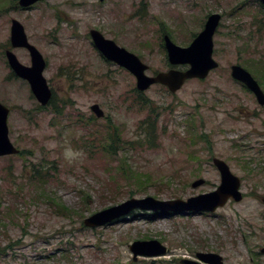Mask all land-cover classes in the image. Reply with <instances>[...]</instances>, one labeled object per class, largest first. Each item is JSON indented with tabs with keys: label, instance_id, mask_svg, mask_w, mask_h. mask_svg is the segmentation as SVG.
Instances as JSON below:
<instances>
[{
	"label": "rangeland",
	"instance_id": "374dc122",
	"mask_svg": "<svg viewBox=\"0 0 264 264\" xmlns=\"http://www.w3.org/2000/svg\"><path fill=\"white\" fill-rule=\"evenodd\" d=\"M213 12L222 14L213 53L220 65L176 93L154 84L139 95L134 75L105 59L90 36L99 29L154 74L173 67L164 34L187 46ZM14 18L47 62L44 76L54 96L47 106L8 64L10 49L31 65L29 50L11 44ZM261 59L260 0H41L29 8L0 0V101L11 109L9 134L20 149L0 157V264H183L208 251L226 264H264L257 254L264 246V106L231 75L238 63L261 82L255 73ZM94 103L105 116L92 112ZM143 120L157 122L152 146L132 143L146 135ZM194 131L203 138L194 140ZM111 141L116 154L101 148ZM214 156L241 177L242 201L213 213L136 210L111 224L84 225L85 217L131 197L186 199L216 189L221 176ZM122 164L150 180L139 185L126 178ZM34 168L47 173L44 188L31 182ZM199 178L206 182L193 187ZM50 196L72 213L63 215ZM11 208L18 210L14 218L7 214ZM149 239L169 252L134 260L130 244Z\"/></svg>",
	"mask_w": 264,
	"mask_h": 264
},
{
	"label": "water",
	"instance_id": "95a60500",
	"mask_svg": "<svg viewBox=\"0 0 264 264\" xmlns=\"http://www.w3.org/2000/svg\"><path fill=\"white\" fill-rule=\"evenodd\" d=\"M41 0H19L22 7L29 8ZM102 1V0H101ZM264 6V0H260ZM222 15L213 12L208 15L204 28L187 46L175 43L169 34L164 35L168 60L173 66L168 70H162L154 74H148L149 65L137 54L119 45L115 40L106 37L97 28L90 30V35L95 47L105 59L127 69L136 78V88L145 92L154 84L166 86L172 93H176L189 79H205L209 73L219 66L214 58V35L221 22ZM11 44L13 47H22L29 50L31 65L23 64L12 50L6 51L10 67L17 76L26 79L31 90L43 106H47L53 92L44 76L47 62L42 52L28 38L23 23L14 18L11 26ZM178 65H188L187 69H180ZM232 76L243 82L254 92L258 102L264 105V89L253 74L240 64H234L231 70ZM92 112L97 117L105 116L104 109L98 103L91 106ZM10 107L0 101V157L20 153V149L13 143L9 134L8 118ZM215 166L221 175V182L212 191L184 198L159 199L148 195L144 197H131L118 204L94 212L84 218L83 223L88 227H99L111 224L133 211H152L157 213H191L214 212L219 207L225 206L230 199L241 201L244 198L241 190V178L231 171L228 163L218 157L213 159ZM205 183L204 178H199L192 183L198 187ZM264 202V197L262 198ZM134 254V260L139 256H162L169 252L168 247L158 239L135 240L130 244ZM264 252V248L262 250ZM198 259L183 258V264H224L223 256L214 251L198 252Z\"/></svg>",
	"mask_w": 264,
	"mask_h": 264
},
{
	"label": "trees",
	"instance_id": "16d2710c",
	"mask_svg": "<svg viewBox=\"0 0 264 264\" xmlns=\"http://www.w3.org/2000/svg\"><path fill=\"white\" fill-rule=\"evenodd\" d=\"M260 64L262 65V67H260ZM258 66H259V69H255L256 70V74L258 76V78L261 80V82L264 81V59H261L258 61ZM253 72V71H252ZM260 82V81H259ZM260 82V84H261ZM143 93L141 91H139V95H142ZM54 102V96L52 97L50 103H53ZM156 120H150V121H147V120H143L142 121V124L146 125L145 126V132H146V135L143 137V138H140L139 140H136L132 143H138L139 146H152V144H156V140H157V136H156V130H157V124H156ZM195 129V128H194ZM193 138L195 140V138H198V137H202L203 138V134H200L197 132V131H194L193 132ZM120 139V136L119 134H116V136L113 137V139ZM113 143L114 141H111L110 144L108 145H103L101 148L104 151H106L107 153H110V154H116L117 150H115V148H113ZM120 171H123L122 173H124V176L130 180L134 179V181L140 185L143 183L146 184L147 181L150 180L149 178V175H146L145 174H141V173H138V172H135L134 169L132 168V166H130L129 164H122L119 168ZM137 177V178H136ZM145 177V178H143ZM31 182L33 181H38V188H44L43 186H45V184L49 181L48 180V175L45 171L41 170V169H38V168H34L33 169V172H32V175H31ZM42 196V193L37 195L36 198L40 199V197ZM50 200L55 204L57 205L59 211L63 214V215H70V213H72V210L67 208L62 202H57L55 198H52L50 196ZM59 201V200H58ZM18 213V210L16 209L15 211L11 208L9 210H7V214L8 216H11V218H14V216H16V214ZM65 252L64 253H67L69 252L68 249L64 250ZM5 252V248L3 247H0V255H2L3 253ZM65 256H67V254H65ZM68 257V256H67Z\"/></svg>",
	"mask_w": 264,
	"mask_h": 264
},
{
	"label": "flooded vegetation",
	"instance_id": "af4514ba",
	"mask_svg": "<svg viewBox=\"0 0 264 264\" xmlns=\"http://www.w3.org/2000/svg\"><path fill=\"white\" fill-rule=\"evenodd\" d=\"M222 15V14H221ZM222 20V19H221ZM217 31V30H216ZM167 34V33H166ZM165 35V34H164ZM91 36V35H90ZM170 36V35H169ZM197 36V35H196ZM195 36V37H196ZM171 37V36H170ZM163 39H164V36H163ZM173 40V39H172ZM164 47H165V41H164ZM20 48H22V47H20ZM166 48V47H165ZM8 50V49H7ZM7 50H5V55H6V51ZM166 51H167V49H166ZM31 56V55H30ZM167 56H168V54H167ZM6 57H7V55H6ZM105 58V57H104ZM8 61V60H7ZM218 61V60H217ZM8 64H9V62H8ZM236 64H238V63H236ZM220 65V64H219ZM234 65V64H233ZM232 65V66H233ZM241 65V64H240ZM10 66V65H9ZM232 66H231V70H232ZM219 67V66H218ZM217 67V68H218ZM244 67V66H243ZM247 69V68H246ZM215 70V69H214ZM213 71V70H212ZM14 72V71H13ZM211 73V72H210ZM209 73V74H210ZM14 74L16 75V73L14 72ZM232 75V74H231ZM17 76V75H16ZM254 76V75H253ZM19 77V76H18ZM233 77V76H232ZM255 77V76H254ZM21 78V77H20ZM234 78V77H233ZM23 79V78H22ZM235 79V78H234ZM24 80H26V79H24ZM236 81H238V82H240L241 84H243L254 96H255V94H254V92L253 91H251L243 82H241V81H239V80H237V79H235ZM27 81V80H26ZM28 82V81H27ZM259 82V81H258ZM29 83V82H28ZM260 83V82H259ZM30 85V84H29ZM261 85V84H260ZM263 88V87H262ZM53 92V91H52ZM33 93V92H32ZM52 97H53V95H52ZM255 98H256V100H257V97L255 96ZM52 99V98H51ZM257 102H258V100H257ZM259 103V102H258ZM260 104V103H259ZM41 105V104H40ZM261 105V104H260ZM43 106V105H42ZM261 106H264V105H261ZM215 157H217V156H214L213 158H212V163L214 164V162H213V159L215 158ZM218 158H220V157H218ZM221 159H223V158H221ZM223 160H225V159H223ZM226 161V160H225ZM227 162V161H226ZM250 161H248V163H249ZM228 163V162H227ZM228 165H229V167L231 168V166H230V164L228 163ZM245 165H247L248 166V164H245ZM214 166H215V164H214ZM216 167V166H215ZM217 168V167H216ZM218 169V168H217ZM219 171V170H218ZM231 171L233 172V170H232V168H231ZM220 173V172H219ZM234 173V172H233ZM234 174H236V173H234ZM237 175V174H236ZM221 176V175H220ZM239 176V175H238ZM240 177V176H239ZM241 178V177H240ZM206 182V181H205ZM221 182V181H220ZM241 186H242V179H241ZM242 190V189H241ZM231 200H233V199H230L229 201H231ZM228 201V202H229ZM235 201V200H234ZM242 201V200H241ZM237 202V201H236ZM238 202H240V201H238ZM262 203L264 204V202H263V200H262ZM222 207H224V206H222ZM219 208H221V207H219ZM218 208V209H219ZM215 212V211H214ZM155 216H159V215H164V216H169V215H172L173 213H157V212H152ZM191 213H203V212H191ZM207 213H213V212H207ZM263 248H264V246L263 247H261V249H260V252L259 253H257V254H260V255H264V252L262 251L263 250ZM191 259H194V258H191ZM195 259H198L197 258V254H196V258ZM223 261H224V258H223ZM224 264H226L225 263V261H224Z\"/></svg>",
	"mask_w": 264,
	"mask_h": 264
}]
</instances>
